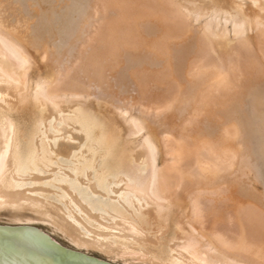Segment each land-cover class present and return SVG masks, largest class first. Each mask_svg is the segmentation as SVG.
<instances>
[{
    "label": "bare ground",
    "instance_id": "1",
    "mask_svg": "<svg viewBox=\"0 0 264 264\" xmlns=\"http://www.w3.org/2000/svg\"><path fill=\"white\" fill-rule=\"evenodd\" d=\"M21 2L0 0V216L22 224L0 226L42 223L106 264H264L239 115L250 97L264 129V0ZM91 84L123 123L86 101Z\"/></svg>",
    "mask_w": 264,
    "mask_h": 264
},
{
    "label": "rangeland",
    "instance_id": "2",
    "mask_svg": "<svg viewBox=\"0 0 264 264\" xmlns=\"http://www.w3.org/2000/svg\"><path fill=\"white\" fill-rule=\"evenodd\" d=\"M15 1H17L18 3L17 4H15L16 6L14 7L15 8V10L17 9H19V7H20V9L19 10H21V9H23L22 7H25L26 6V10L27 9H31V7L29 6V8H27L28 7V4L27 3H24L23 2V4H22V0H20V1H18V0H15ZM53 1V3H54V10L56 9V11L57 10H59L60 9V11L63 9V7H64V11H65V8L71 3L70 2V0H67V2L65 1V0H61V1H59V0H52ZM72 1V0H71ZM87 1V0H86ZM86 1H84V0H81V4L83 5V3H84V5L86 4ZM177 1V0H176ZM190 1V2H189ZM203 2L204 4H206V1L207 0H196V2H195V0H178V4H180L181 6H185V7H191V5H193V3H191V2H194V4L195 5H198V3H200V2ZM19 2H21V3H19ZM56 2H59L58 4L56 3ZM70 2V3H69ZM66 3V5L64 6L63 4H65ZM69 3V4H68ZM20 6H19V5ZM24 4H26V5H24ZM58 6V7H56V6ZM88 5H89V1H88ZM19 6V7H18ZM40 6H42V8L41 9H44L43 7H47V4L45 5V3H44V6H43V3H42V5L40 4ZM60 7H62V8H60ZM47 9V8H46ZM24 10V9H23ZM22 10V11H23ZM45 10V9H44ZM92 10V9H91ZM91 10H88L89 11V16L91 17L90 18V22H95L94 24L97 26H95L94 27V25H92V23H90L91 24V26H93L92 28H91V26H90V29H89V31H87V34H88V36H89V38H91V34L93 33H95L96 32V30H97V28H98V24H99V16L97 17L96 16V18H95V15H96V13H92L91 15H90V13L92 12ZM21 11V12H22ZM25 11V10H24ZM23 11V12H24ZM57 12H59V11H57ZM93 17V18H92ZM93 19H94V21H93ZM98 19V20H97ZM97 21H98V23H97ZM97 23V24H96ZM195 25H196V28L198 27L197 26V24H192V26H193V30L194 31H196L197 29H194L195 28ZM95 30V31H94ZM92 33H91V32ZM91 33V34H90ZM93 34H92V36H93ZM88 36H85V38L86 39H88L89 40V38H88ZM122 66L121 67H119L118 68V70H117V72H120L122 69ZM116 70H115V72H116ZM116 72V73H117ZM115 74V73H114ZM114 74H112L113 76H111V78L110 77H108V82L110 83V85H115V83H116V81H117V83L116 84H120L121 85V83H120V81L119 80H114L115 78L116 79H118V77L115 75L114 76ZM115 77V78H114ZM112 82V83H111ZM119 82V83H118ZM131 83V82H130ZM121 86H119V88H120ZM128 87L129 88H127V93L128 94H130L131 96H129V98L130 97H132L133 99H134V97L137 99H134L133 101H135L134 102V104H136V105H138L137 106V108L136 109H138V110H140V111H142L143 110V107H146V104H145V101L143 102L142 100H140L139 99V97H138V93H137V90H136V88H134V86H133V84H128ZM133 87V88H132ZM122 88V87H121ZM131 89V90H130ZM103 90V89H102ZM102 90H100L97 86H94L93 84H91V85H89L88 86V92L91 94L90 96H89V99L88 98H86V101L87 102H91V104H92V102H93V106L96 108H100V110L102 109V110H104L105 108H106V110H108L111 114H113V111H114V114H115V117H117L119 114H116L115 113V110H114V107L112 108V107H110V106H112L111 104H109V103H106L107 102V99L109 100V98L107 97V93L105 94V91H102ZM105 90V89H104ZM114 90H116V86L114 87ZM132 90H133V93H132ZM136 90V91H135ZM102 91V92H101ZM135 91V92H134ZM100 92H101V94H100ZM130 92V93H129ZM100 94V95H99ZM104 95V96H103ZM106 95V96H105ZM102 96V98L100 99V97ZM108 96H109V94H108ZM99 97V98H98ZM105 97H107V99L105 98ZM104 98V99H103ZM111 98V97H110ZM122 97H120L119 99H118V97H117V99H118V101H116V99H115V103L116 102H118V104H120V99H121ZM132 98H131V100H132ZM248 98V99H247ZM247 98H245L246 100H245V102H244V107H243V109L245 110H243L244 112H242V110H241V114H239L241 117H243V120L241 119V117H240V120L242 121V125H245V126H242L241 127V131L240 132H242L243 130H248L249 131V129H251V131H249V132H245V133H248V134H245L244 132H242V136H243V139L245 140H243V139H241V141L243 142L242 144L244 145H242L241 144V148H242V156L244 157V158H246V160H247V162H246V164H248L247 166H249V167H247L248 169H249V174H251L250 175V178H248V177H246L247 178V180H249L250 181V183H248L249 181H243V184L245 183V184H247L248 186H250L251 188H253L254 189V191L257 189V190H259V192L261 193V192H264V189H262V188H264V185L261 183V180H260V176H259V170L260 169H263L264 170V150H262L261 149V147H263L264 148V146L262 145V144H264V129H263V127H262V129L259 127V126H261V124H259L258 122H262V121H259L257 118H255V116H254V113L252 112V109L250 108L249 109V107H248V109H247V106H246V104L248 105V103L250 102V97H247ZM100 99V100H99ZM103 99V100H102ZM105 99H106V101H105ZM139 99V100H138ZM142 101V102H141ZM109 102V101H108ZM136 102H138V103H136ZM100 104V105H99ZM102 106V107H101ZM140 106V107H139ZM150 106H152V107H150L149 109H151L150 110V112L148 111V113L146 112V114H148V117H149V119H151L152 120V118H153V120H154V118H158L157 117V114L156 113H158V112H161V113H158V114H160L162 117H165V115L167 116L168 115V113L167 112H162V111H160V110H162V109H157V106L155 105V104H151ZM142 107V108H141ZM141 108V109H140ZM111 109V110H110ZM112 109H113V111H112ZM135 109V110H136ZM137 110V111H138ZM155 110H158V111H156L155 112ZM248 110V111H247ZM153 112V113H152ZM151 113V114H150ZM240 113V112H239ZM243 113H244V115L246 116V117H250L251 115V117L250 118H245V116L243 115ZM160 115H158L159 117H160ZM120 116V115H119ZM154 116V117H153ZM253 116H254V118H253ZM152 117V118H151ZM256 117H258V116H256ZM24 118H25V123H29L30 121H29V115L28 116H23V120H24ZM27 118V119H26ZM120 123H123V121H122V119L121 118H119V117H117L116 118ZM199 119V118H198ZM203 119V118H202ZM247 119V120H246ZM257 119V120H256ZM201 120V119H200ZM213 120H216V119H213ZM249 120V121H248ZM122 121V122H121ZM204 121V120H203ZM202 120L201 121H199V122H203ZM249 122V124H247L248 122ZM154 122H155V120H154ZM220 122H221V120H220ZM245 122H247L246 124H245ZM214 122H212L211 121V124H213ZM258 123V124H257ZM207 124V123H206ZM211 124H207L208 126L210 125L211 126ZM240 124H241V122H240ZM256 124H257V126L259 127H257L256 126ZM214 125H216V123H214ZM247 125L249 126L248 128H247ZM264 125V124H263ZM209 126V127H210ZM243 127L245 128H247V129H243ZM256 128V129H255ZM260 129L262 130V132H263V135H262V132H260ZM255 134H254V133ZM243 134H245V135H243ZM247 135V136H246ZM244 136H246L245 138H244ZM255 136V137H254ZM247 137H249V138H247ZM261 137H262V139H263V142L261 143ZM252 140H253V142H252ZM261 143V144H260ZM246 144H248V145H246ZM245 145H246V147H245ZM262 145V146H261ZM253 146V147H252ZM251 147V148H250ZM260 147V148H259ZM244 148V149H243ZM244 150H245V152H244ZM252 152V153H250V152ZM246 152H248V153H246ZM245 153V154H244ZM253 153H255V154H253ZM261 154L260 156H259V154ZM247 155H250V157H252V159L251 158H249ZM263 155V156H262ZM248 157V158H247ZM239 158V157H238ZM236 159V161H237V163H239V160L240 159H242V158H240V159ZM254 158V159H253ZM263 159V160H262ZM248 162H250V163H248ZM254 163V164H253ZM251 167H252V169H251ZM252 171H251V170ZM253 170H255V172L253 171ZM253 172V173H252ZM252 175H254L253 177H252ZM255 176H257L258 177V179H257V177H255ZM251 178H254V179H251ZM257 180V182H258V180H259V182L257 183L256 182V180ZM217 182V181H216ZM262 185H261V184ZM250 184V185H249ZM260 184V185H259ZM221 187H222V185H221ZM229 187V186H228ZM227 186L224 188V189H226V188H228ZM232 187V186H231ZM233 187L235 188V186L233 185ZM230 188V187H229ZM234 188H231V189H233L232 191H234ZM213 189H214V187H213ZM230 189V190H231ZM256 190V192H258ZM258 192V193H259ZM229 204V207L228 206H226L225 208H227V210H226V214H227V212L228 213H230L231 214V211H229V210H231L230 208H235V206L233 207V206H231L230 205V203L231 202H228ZM223 205H225V204H223ZM232 209V210H233ZM223 210V209H222ZM225 210V209H224ZM223 210V211H224ZM222 211V212H223ZM234 211V210H233ZM232 211V213H234ZM221 212V213H222ZM28 213H30V212H28ZM223 214H225L224 212H223ZM222 214V215H223ZM225 214V215H226ZM228 215V214H227ZM32 217V216H31ZM17 223H19V224H14L13 222H11V221H9V219L7 218V217H5V216H0V225H2V226H4V225H6V224H12V225H20V224H22V223H20V221L19 222H17ZM31 224H33V225H35V226H37L39 229H42L43 231H44V233H46V235L47 236H49L52 240H54L58 245H60L61 247H63L64 249H66V250H69V251H71V250H73V246L72 245H70L66 240H64V239H62L60 236H57V235H54V233H52V232H50L48 229H46V225H44V224H42V223H39V222H35V223H31ZM169 226L171 227L172 225L171 224H169ZM149 228H151V229H153V231H151L150 232V234H152L154 231H155V229H156V225L155 224H152ZM175 230H177L176 228H175ZM177 235H174V237H176ZM161 243H162V249L161 250H163V251H165L168 247H171L174 243H177V242H175V241H170V239L169 238H167V237H165V238H161ZM82 252V251H81ZM80 252V253H81ZM81 254H84V255H86V256H88V257H95V260H100V261H106V262H108V263H112V261H110V260H108V259H105L104 257H101V256H99V255H97V253H84V252H82ZM165 253L163 254H160V255H158L157 254V260H155V261H158L159 260V262H165V259L163 258V257H165ZM130 257V259L131 258H136V257H140V255H139V253L138 252H136L134 255H131V256H129ZM141 258V257H140ZM129 261V263H126V264H139V262L138 261H134V260H128ZM118 264H125V263H120V262H118Z\"/></svg>",
    "mask_w": 264,
    "mask_h": 264
},
{
    "label": "water",
    "instance_id": "3",
    "mask_svg": "<svg viewBox=\"0 0 264 264\" xmlns=\"http://www.w3.org/2000/svg\"><path fill=\"white\" fill-rule=\"evenodd\" d=\"M80 5V0H72L65 10L77 8ZM259 176L264 185L263 169L259 170ZM0 264L106 263L67 251L34 228L0 226Z\"/></svg>",
    "mask_w": 264,
    "mask_h": 264
}]
</instances>
